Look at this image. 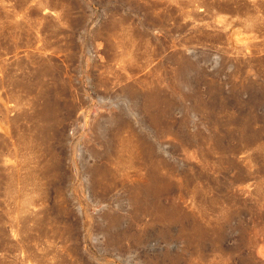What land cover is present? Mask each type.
<instances>
[{
    "label": "rangeland",
    "instance_id": "obj_1",
    "mask_svg": "<svg viewBox=\"0 0 264 264\" xmlns=\"http://www.w3.org/2000/svg\"><path fill=\"white\" fill-rule=\"evenodd\" d=\"M0 264H264V0H0Z\"/></svg>",
    "mask_w": 264,
    "mask_h": 264
}]
</instances>
